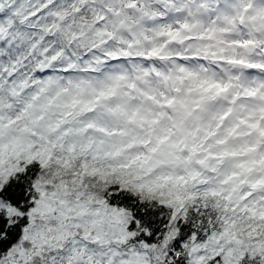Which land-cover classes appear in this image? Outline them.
<instances>
[{
    "label": "snow or ice",
    "instance_id": "1",
    "mask_svg": "<svg viewBox=\"0 0 264 264\" xmlns=\"http://www.w3.org/2000/svg\"><path fill=\"white\" fill-rule=\"evenodd\" d=\"M0 264H264V0H0Z\"/></svg>",
    "mask_w": 264,
    "mask_h": 264
}]
</instances>
